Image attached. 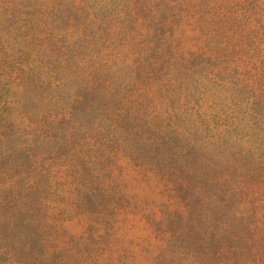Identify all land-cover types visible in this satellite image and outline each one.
Returning a JSON list of instances; mask_svg holds the SVG:
<instances>
[{"label":"rangeland","instance_id":"374dc122","mask_svg":"<svg viewBox=\"0 0 264 264\" xmlns=\"http://www.w3.org/2000/svg\"><path fill=\"white\" fill-rule=\"evenodd\" d=\"M0 264H264V0H0Z\"/></svg>","mask_w":264,"mask_h":264}]
</instances>
